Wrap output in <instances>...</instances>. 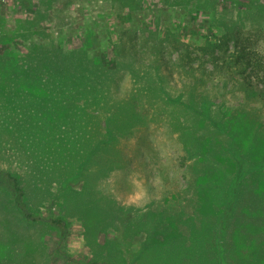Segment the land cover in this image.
Masks as SVG:
<instances>
[{
  "label": "rangeland",
  "instance_id": "1",
  "mask_svg": "<svg viewBox=\"0 0 264 264\" xmlns=\"http://www.w3.org/2000/svg\"><path fill=\"white\" fill-rule=\"evenodd\" d=\"M48 54L68 65L58 73L71 85H90L71 102L87 112L83 123L104 128L109 119L127 131L117 141L127 161L103 179L68 177L72 152L54 150L47 132V147L33 155L19 140L23 129H13L28 103L18 82L9 96V80H0V172L17 175L21 206L34 219H24L0 179V264H188L167 248L155 250L153 239L160 237L152 236L155 229L148 233L152 224L167 226L172 243L182 238L196 249L206 246L201 258L208 264L222 220L216 207L196 212L201 205L186 193L183 144L192 145L195 134L205 137L206 166H218L207 176L206 193L234 169L236 155L254 168L264 164V106L257 95L264 86V0H0V75L32 68L41 55L50 65ZM54 97L46 98L44 117L62 112V96ZM205 104L219 128L197 114ZM87 184L91 192L82 191ZM240 184L241 204L249 196L264 202V172ZM57 218L63 222L54 226ZM237 225L262 236L264 209L236 207L226 231Z\"/></svg>",
  "mask_w": 264,
  "mask_h": 264
},
{
  "label": "trees",
  "instance_id": "2",
  "mask_svg": "<svg viewBox=\"0 0 264 264\" xmlns=\"http://www.w3.org/2000/svg\"><path fill=\"white\" fill-rule=\"evenodd\" d=\"M48 57L50 59L51 66L49 64H44L46 63V57L41 55L37 58V62L33 64L34 67L32 68L25 69L23 67L21 68L15 66L13 69H9V71H1L3 73L0 75V80H9L8 84H11L9 86H5L7 95L10 96L12 93H17L14 83L18 82V86L20 87L19 94H23L21 100L28 103L24 104V108L27 109V116L22 117L18 120V122H15L13 129H23V131L19 134L25 132V135H20L19 140H24V143L21 144L22 146L32 148L34 153L33 155H38L42 149L47 147L45 143L48 139L46 132L49 134L48 136L55 139L54 150L60 151V147L65 146V153L69 152L70 156L72 152V155L67 160H71L72 162L75 161L73 164L75 168L67 172L68 177L86 175L103 179L107 177L111 171L118 169L126 163L127 160H125L121 149L118 148V143L121 139L125 138L124 136L127 131L121 132V129L116 128L120 124L113 126L109 119H107L108 122H106V126L104 128H102L99 124L98 128H94L91 125L92 121L90 119H86L83 123L82 120L84 117L88 118L87 112L82 110L80 107L72 106L71 102H75L77 97L86 95V93L90 91V85L87 82H82L78 85H71L66 78H62L58 73V68L66 71L68 70V65L62 64L59 66L53 54H48ZM41 60L42 65H40ZM84 81H86L85 77ZM32 87L35 88V90L39 89V91H29ZM34 93H36V96L32 98L33 103L32 99L26 101L27 98ZM55 94L57 97L62 96L63 105H61L62 108H58L62 110V112L52 113L53 115L44 117L46 108L42 109V107L45 105L46 98H49V95L54 97ZM257 95L264 106V86L263 88H260ZM43 99H45L44 102ZM48 101L52 103L50 100ZM65 101L70 104V108L64 105ZM94 101H98V98L95 97ZM132 104L136 106L137 102L133 101ZM53 106L54 105L48 106V109L53 110ZM196 111L197 114L203 118V120L211 121L213 124L217 123L216 128H219V120H212L211 115L208 116L206 113V104L201 106ZM29 128H31L32 131L28 132ZM29 142H32V145L28 144ZM191 144L192 145H189L186 142L183 144V151L186 157L185 161H187V164L184 166L185 168L183 173V176L187 179V188H185V191L187 194H193L196 198L195 203L197 206H202L198 207V210L195 208L196 212H201L202 210L199 209L206 208V206L209 209H214L216 207L218 211H220L219 214L222 220V222H220L221 229H218L214 248L212 249H216L214 257L206 263L264 264V234L262 236L258 235L255 230L250 228L248 229V227L244 228L239 225L232 228L230 230L231 232L226 231L229 217L234 212L236 207L249 209L257 206L259 209H264V202H256L251 196L245 197L243 204H241L240 200L243 187L240 184L241 181L254 173V171L264 172V164H260L254 168L249 166L243 157L236 155L237 160H235L234 171L228 168L227 172L224 174L226 178L224 180L225 182L221 181V184H216L215 189L206 193V181L208 180L207 176L211 173V170L212 172H215L218 166L217 164L206 166V142L203 135L195 134ZM91 165H95L97 168L95 170H91ZM0 179H3L15 193L16 206L22 212L24 219L34 221V219L31 218V215L21 206L24 193L17 175L3 171L0 172ZM219 182L220 181H214V183ZM88 186L89 184H87L86 187L83 186L84 189H82V191H87L88 189L91 192L92 186H90V188H88ZM254 190V188H251L248 191ZM206 194L208 198L207 203ZM168 202L170 201L168 200ZM253 216L255 215L250 214L247 217ZM139 221H137L135 225L139 226V228L143 227ZM170 221L171 223L173 222V220ZM174 221L183 224V221H180L175 217ZM62 222L63 220L59 218L51 221L54 226H58ZM190 224L191 225H188V228L193 227V222L190 221ZM153 230L154 233L152 236L154 237V234L156 233L160 237V241L155 240L156 236L153 239L155 243L152 241V243H154L155 250L164 247L162 249L167 248L168 252L166 253L171 252L173 255L189 260L186 261L188 264H198V262L200 264H204L201 256L206 255V246H197V249L195 246L194 248L190 239L196 236L195 233L190 235L188 239V243L190 240L189 244H183L181 234L177 236L178 238H181V243H172L174 236H170L171 234L167 231V226H161L160 229L157 228V224L156 226L152 224L148 233ZM199 234V239L203 241L204 234L201 232ZM229 235L234 237V242L226 244L225 240L229 237ZM199 249H201V251ZM202 249H204V251H202ZM193 250L195 251L194 253L199 254L197 260L194 257L192 252ZM229 253H232V255H229ZM88 264L103 263L97 260H91Z\"/></svg>",
  "mask_w": 264,
  "mask_h": 264
}]
</instances>
